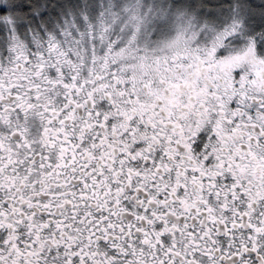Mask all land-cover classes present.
I'll return each instance as SVG.
<instances>
[{
    "label": "snow or ice",
    "instance_id": "6c2138e0",
    "mask_svg": "<svg viewBox=\"0 0 264 264\" xmlns=\"http://www.w3.org/2000/svg\"><path fill=\"white\" fill-rule=\"evenodd\" d=\"M0 264H264V0H0Z\"/></svg>",
    "mask_w": 264,
    "mask_h": 264
}]
</instances>
